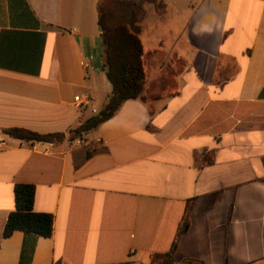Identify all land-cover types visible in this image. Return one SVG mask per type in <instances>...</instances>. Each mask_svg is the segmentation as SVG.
<instances>
[{"label": "crops", "instance_id": "crops-1", "mask_svg": "<svg viewBox=\"0 0 264 264\" xmlns=\"http://www.w3.org/2000/svg\"><path fill=\"white\" fill-rule=\"evenodd\" d=\"M118 1L145 100L70 141L111 92L99 0H0V264H150L173 243L177 264H264V0H145L151 21ZM17 184L49 238L2 237Z\"/></svg>", "mask_w": 264, "mask_h": 264}, {"label": "trees", "instance_id": "trees-1", "mask_svg": "<svg viewBox=\"0 0 264 264\" xmlns=\"http://www.w3.org/2000/svg\"><path fill=\"white\" fill-rule=\"evenodd\" d=\"M145 0L130 3L140 7ZM122 1L99 0L97 5L98 24L102 47V67L111 92L102 108L91 118L68 131V140H76L96 129L100 124L115 115L121 105L128 100H145L142 95L146 69L143 44L136 32L124 21H118L116 10ZM2 133L24 142L58 143L64 138L62 134H38L32 131L10 128ZM14 210L5 221L2 237L8 238L14 231L26 236L49 238L52 234L53 219L50 214L33 211L34 187L17 184L13 188ZM179 233L176 238H178ZM175 243L168 253L157 255L150 264H177L173 256ZM182 264H202L187 259Z\"/></svg>", "mask_w": 264, "mask_h": 264}, {"label": "rangeland", "instance_id": "rangeland-1", "mask_svg": "<svg viewBox=\"0 0 264 264\" xmlns=\"http://www.w3.org/2000/svg\"><path fill=\"white\" fill-rule=\"evenodd\" d=\"M142 5L144 6V9H145L146 21L153 20L154 19L153 18L154 17V8L152 6H149L148 3H145V4L142 3ZM131 9L133 12V13H131L132 15H134V13L139 15V12H140L139 7L135 6V7H131ZM116 18L118 21H124L125 22V20L127 18V10L125 11V7H123V8L120 7V9L118 8L116 10ZM127 20H128V18H127Z\"/></svg>", "mask_w": 264, "mask_h": 264}, {"label": "built area", "instance_id": "built-area-1", "mask_svg": "<svg viewBox=\"0 0 264 264\" xmlns=\"http://www.w3.org/2000/svg\"><path fill=\"white\" fill-rule=\"evenodd\" d=\"M85 70H89V66L87 64L84 65ZM90 104L89 98H80L79 96H75L73 98V105L75 108H77L79 111H83L86 108H88ZM1 145L3 146L4 143L1 142Z\"/></svg>", "mask_w": 264, "mask_h": 264}]
</instances>
